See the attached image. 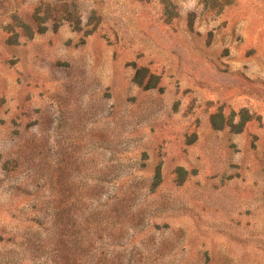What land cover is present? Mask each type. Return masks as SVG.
Here are the masks:
<instances>
[{
  "label": "rangeland",
  "instance_id": "374dc122",
  "mask_svg": "<svg viewBox=\"0 0 264 264\" xmlns=\"http://www.w3.org/2000/svg\"><path fill=\"white\" fill-rule=\"evenodd\" d=\"M0 264H264V0H0Z\"/></svg>",
  "mask_w": 264,
  "mask_h": 264
}]
</instances>
